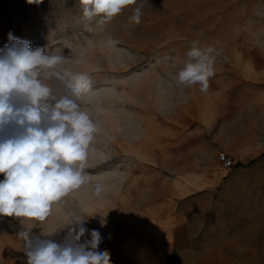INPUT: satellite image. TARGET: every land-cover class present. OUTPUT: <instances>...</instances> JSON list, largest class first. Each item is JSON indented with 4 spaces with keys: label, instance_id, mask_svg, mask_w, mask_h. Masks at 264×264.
Segmentation results:
<instances>
[{
    "label": "rangeland",
    "instance_id": "1",
    "mask_svg": "<svg viewBox=\"0 0 264 264\" xmlns=\"http://www.w3.org/2000/svg\"><path fill=\"white\" fill-rule=\"evenodd\" d=\"M140 2L139 24L128 6L101 30L79 0H0V52L11 33L63 55L89 76L81 107L100 125L88 184L43 223L0 217V264H27L22 229L33 248L66 243L69 212L100 233L112 264H264V0ZM193 41L216 49L205 92L176 80Z\"/></svg>",
    "mask_w": 264,
    "mask_h": 264
},
{
    "label": "clouds",
    "instance_id": "2",
    "mask_svg": "<svg viewBox=\"0 0 264 264\" xmlns=\"http://www.w3.org/2000/svg\"><path fill=\"white\" fill-rule=\"evenodd\" d=\"M39 4L42 0H27ZM82 18L101 30L128 6L131 23L139 24L140 0H79ZM10 43L0 52V217L45 222L52 208L71 192L88 184L86 162L100 130L81 101L91 91L87 74L65 67V57L48 48L32 49L30 42L9 33ZM110 45L118 41L109 39ZM216 49L193 41L176 75L178 84L208 89L214 75ZM7 130V131H6ZM104 186L97 183L94 195ZM64 229L69 239L60 244L40 241L31 230L17 233L23 241L27 264H112L110 253L100 251L102 237L85 227L80 215L69 212ZM86 235L90 239H83ZM50 237V236H45Z\"/></svg>",
    "mask_w": 264,
    "mask_h": 264
},
{
    "label": "built area",
    "instance_id": "3",
    "mask_svg": "<svg viewBox=\"0 0 264 264\" xmlns=\"http://www.w3.org/2000/svg\"><path fill=\"white\" fill-rule=\"evenodd\" d=\"M219 161L225 167H232L234 165V158L230 156L227 152H221L218 155Z\"/></svg>",
    "mask_w": 264,
    "mask_h": 264
},
{
    "label": "bare ground",
    "instance_id": "4",
    "mask_svg": "<svg viewBox=\"0 0 264 264\" xmlns=\"http://www.w3.org/2000/svg\"><path fill=\"white\" fill-rule=\"evenodd\" d=\"M213 260V259H212ZM216 261H218V263L217 264H252V263H239V262H236L233 258H232V256L231 257H229V255H226L225 257H223V258H221V259H219V260H216ZM212 264V263H214L215 264V260H214V262L212 261H210L209 262V264ZM208 264V263H207Z\"/></svg>",
    "mask_w": 264,
    "mask_h": 264
}]
</instances>
